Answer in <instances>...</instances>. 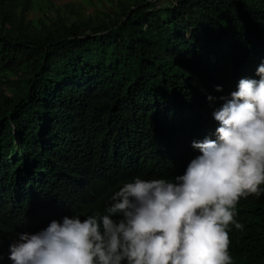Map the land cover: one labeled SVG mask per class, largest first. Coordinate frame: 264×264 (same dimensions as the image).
Listing matches in <instances>:
<instances>
[{"label": "trees", "instance_id": "16d2710c", "mask_svg": "<svg viewBox=\"0 0 264 264\" xmlns=\"http://www.w3.org/2000/svg\"><path fill=\"white\" fill-rule=\"evenodd\" d=\"M262 64L264 0H0L3 246L34 213L98 211L114 188L94 165L181 175L215 139L218 99ZM237 213L233 264H264V194Z\"/></svg>", "mask_w": 264, "mask_h": 264}, {"label": "clouds", "instance_id": "9594fccd", "mask_svg": "<svg viewBox=\"0 0 264 264\" xmlns=\"http://www.w3.org/2000/svg\"><path fill=\"white\" fill-rule=\"evenodd\" d=\"M256 75L218 99L215 139L193 142L201 154L177 162L181 175L124 181L136 169L94 165L98 185L114 188L97 196L98 211L34 213L4 246L0 222V264H233L229 233L244 227L237 206L264 194V64Z\"/></svg>", "mask_w": 264, "mask_h": 264}, {"label": "rangeland", "instance_id": "374dc122", "mask_svg": "<svg viewBox=\"0 0 264 264\" xmlns=\"http://www.w3.org/2000/svg\"><path fill=\"white\" fill-rule=\"evenodd\" d=\"M54 2L58 5H62V4H65L67 2H71V3H79L81 2V0H54ZM89 11H90V7L87 6L86 7Z\"/></svg>", "mask_w": 264, "mask_h": 264}]
</instances>
